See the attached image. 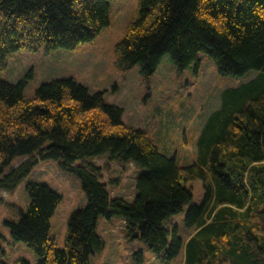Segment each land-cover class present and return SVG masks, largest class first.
<instances>
[{
  "label": "trees",
  "instance_id": "1",
  "mask_svg": "<svg viewBox=\"0 0 264 264\" xmlns=\"http://www.w3.org/2000/svg\"><path fill=\"white\" fill-rule=\"evenodd\" d=\"M110 1L0 0V72L15 50L92 41L110 22ZM199 51L220 74L254 75L222 90L197 140V158L185 166L160 152L143 128L124 122L122 108L102 91L73 77L42 82L30 97L25 78L0 77V188L13 190L38 161L53 159L79 178L87 200L71 212L58 247L48 228L61 194L42 182L25 185L26 208L5 224L12 239L35 252L36 264H90L104 248L98 216L113 212L130 238L165 261L183 249L181 264H264V0H138L114 45L120 68L139 64L145 76L164 54L181 69ZM104 153L147 169L136 177L132 201L106 191L99 167L75 164ZM16 156L21 161L3 174ZM194 178H201L204 196L187 208L185 224L194 230L183 242L165 221L191 200L184 181Z\"/></svg>",
  "mask_w": 264,
  "mask_h": 264
},
{
  "label": "rangeland",
  "instance_id": "2",
  "mask_svg": "<svg viewBox=\"0 0 264 264\" xmlns=\"http://www.w3.org/2000/svg\"><path fill=\"white\" fill-rule=\"evenodd\" d=\"M138 0H111L109 24L92 41L75 48L37 50L18 49L5 56L6 66L0 77L9 81L26 79L24 94L32 96L42 82L57 77H73L89 91H102L106 102L120 106L122 120L143 128L155 146L166 156L173 157L179 166L196 160L197 140L213 110L220 104L223 89L236 86L253 77V71L243 75L220 74L208 54L199 51L196 59L178 68L169 54H164L153 73L145 76L139 64L123 71L114 52V45L125 27L135 16ZM16 156L3 174L17 165ZM75 164L99 167L95 171L106 191L132 201L136 194V177L146 172L145 167L130 161L111 159L108 153L75 160ZM28 182H42L61 194V201L49 219L48 234L58 247L63 246L67 222L71 212L86 205V195L79 178L63 170L53 159L38 161L13 190L0 188V258L8 264L25 259L36 264L38 256L22 241L9 235L5 221H16L19 210H24L29 197ZM192 192L191 200L181 211L170 215L165 225L183 240L193 232L185 224L187 208L200 204L204 196L201 178L184 181ZM124 221L113 212L108 217L99 215L96 231L104 240V248L90 257V264H181L183 249L165 261L153 253L140 238H130ZM140 251V254H136Z\"/></svg>",
  "mask_w": 264,
  "mask_h": 264
}]
</instances>
